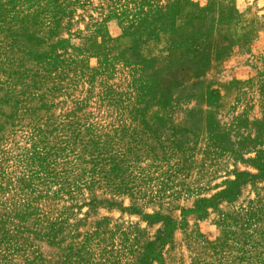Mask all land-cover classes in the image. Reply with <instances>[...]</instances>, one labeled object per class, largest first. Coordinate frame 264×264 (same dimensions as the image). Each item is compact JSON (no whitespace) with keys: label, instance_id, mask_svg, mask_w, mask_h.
Here are the masks:
<instances>
[{"label":"rangeland","instance_id":"374dc122","mask_svg":"<svg viewBox=\"0 0 264 264\" xmlns=\"http://www.w3.org/2000/svg\"><path fill=\"white\" fill-rule=\"evenodd\" d=\"M0 264H264V0H0Z\"/></svg>","mask_w":264,"mask_h":264}]
</instances>
